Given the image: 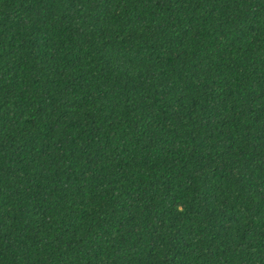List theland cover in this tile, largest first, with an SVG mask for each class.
I'll use <instances>...</instances> for the list:
<instances>
[{
    "label": "trees",
    "instance_id": "1",
    "mask_svg": "<svg viewBox=\"0 0 264 264\" xmlns=\"http://www.w3.org/2000/svg\"><path fill=\"white\" fill-rule=\"evenodd\" d=\"M0 264H264V0H0Z\"/></svg>",
    "mask_w": 264,
    "mask_h": 264
}]
</instances>
